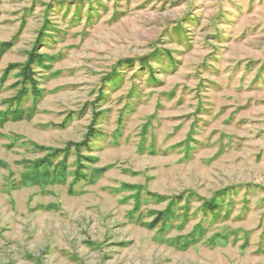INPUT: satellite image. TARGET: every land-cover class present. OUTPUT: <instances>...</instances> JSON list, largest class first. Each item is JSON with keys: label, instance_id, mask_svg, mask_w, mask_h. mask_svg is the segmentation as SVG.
I'll use <instances>...</instances> for the list:
<instances>
[{"label": "rangeland", "instance_id": "374dc122", "mask_svg": "<svg viewBox=\"0 0 264 264\" xmlns=\"http://www.w3.org/2000/svg\"><path fill=\"white\" fill-rule=\"evenodd\" d=\"M0 264H264V0H0Z\"/></svg>", "mask_w": 264, "mask_h": 264}, {"label": "trees", "instance_id": "16d2710c", "mask_svg": "<svg viewBox=\"0 0 264 264\" xmlns=\"http://www.w3.org/2000/svg\"><path fill=\"white\" fill-rule=\"evenodd\" d=\"M21 77H22L23 80H27L29 78V76H27V69L26 68H24L23 70H21ZM88 135H89V133H88ZM51 154H54V153H51ZM214 208L215 207L212 206V209H214Z\"/></svg>", "mask_w": 264, "mask_h": 264}]
</instances>
